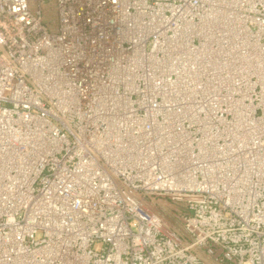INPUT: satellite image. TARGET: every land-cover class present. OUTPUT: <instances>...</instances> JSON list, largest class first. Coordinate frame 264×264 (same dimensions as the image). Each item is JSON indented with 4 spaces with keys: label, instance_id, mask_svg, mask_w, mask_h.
Segmentation results:
<instances>
[{
    "label": "built area",
    "instance_id": "obj_1",
    "mask_svg": "<svg viewBox=\"0 0 264 264\" xmlns=\"http://www.w3.org/2000/svg\"><path fill=\"white\" fill-rule=\"evenodd\" d=\"M54 1L0 0V264H264V0Z\"/></svg>",
    "mask_w": 264,
    "mask_h": 264
},
{
    "label": "rangeland",
    "instance_id": "obj_2",
    "mask_svg": "<svg viewBox=\"0 0 264 264\" xmlns=\"http://www.w3.org/2000/svg\"><path fill=\"white\" fill-rule=\"evenodd\" d=\"M31 8L36 11V9L41 7V21L45 24L50 31H54L58 28V13L56 2L54 0H44L40 4L38 0H29ZM162 202H166V207L169 208V201L161 199Z\"/></svg>",
    "mask_w": 264,
    "mask_h": 264
},
{
    "label": "bare ground",
    "instance_id": "obj_3",
    "mask_svg": "<svg viewBox=\"0 0 264 264\" xmlns=\"http://www.w3.org/2000/svg\"><path fill=\"white\" fill-rule=\"evenodd\" d=\"M245 29H246V31L248 32V30H247V27H246V26H245ZM251 95H252V93H251L250 95L248 94V101H249V102H250V101H252V100H251V97H250ZM251 104H252V103H250V105H251Z\"/></svg>",
    "mask_w": 264,
    "mask_h": 264
}]
</instances>
